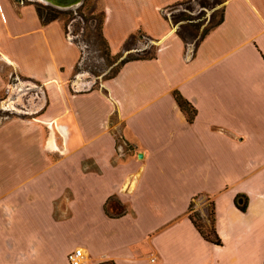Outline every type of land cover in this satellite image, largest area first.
I'll return each mask as SVG.
<instances>
[{
	"label": "crops",
	"instance_id": "0c3cea01",
	"mask_svg": "<svg viewBox=\"0 0 264 264\" xmlns=\"http://www.w3.org/2000/svg\"><path fill=\"white\" fill-rule=\"evenodd\" d=\"M34 1L0 0V98L11 74L38 91L30 118L0 107V264H68L75 250L82 264H264V0H220L193 57L177 35L190 23L162 14L187 0H98L111 56L139 52L123 51L139 34L156 52L86 89L80 48ZM109 198L124 215L104 214ZM193 199L213 204L220 246L188 219Z\"/></svg>",
	"mask_w": 264,
	"mask_h": 264
},
{
	"label": "rangeland",
	"instance_id": "374dc122",
	"mask_svg": "<svg viewBox=\"0 0 264 264\" xmlns=\"http://www.w3.org/2000/svg\"><path fill=\"white\" fill-rule=\"evenodd\" d=\"M24 1V0H23ZM84 0H82L83 3ZM36 4L44 5L43 3L39 1H34ZM81 3V4H82ZM80 4V5H81ZM80 5L78 7H74L67 10H61L63 12H72L75 13L77 9H79ZM221 3L218 2H204L202 1L201 4L198 3H191L190 7H187L186 5H172L167 7L163 10L162 14L163 16L170 22L174 27L177 28L179 23H174L173 21H176L178 18L185 16H188L192 22H194L197 26L199 25L198 31H193L189 28L185 29V31H189L190 33L194 34V36H197V32L199 34V30H203L210 24V19L212 14L217 18L218 13L221 9ZM101 12L100 8L98 6V0H86L85 5L79 10V13L84 16L85 18H96L98 13ZM75 20H70L68 16H62V20L60 21L63 29L65 28L66 34H68L70 37H73V40L75 44H77L80 48L82 47V61L78 64V72L74 73L73 81H79L82 83L84 88L86 87L90 88L97 87L99 83L107 78H109L113 72L116 70L118 63L109 65L108 61L104 60L103 57L99 56V53L95 51L94 47L92 46V43H94V32L89 33L96 25V22L89 21L88 25L89 28L87 29V32L84 30V24L82 21L75 16ZM90 29V30H89ZM200 31V33H201ZM90 34V35H89ZM89 35V37H88ZM188 36V35H187ZM187 42H190V39H186ZM191 43V42H190ZM189 50H192V46L189 45ZM132 48L138 49L139 52H134L130 55H122L124 56V59L129 57L132 59L137 58H143L150 54H155L156 52V45L153 41H149L144 37H141L132 42ZM144 51V52H143ZM8 82V95L4 92V99L0 98V107H2V102L7 99H11V106L10 108L14 110L16 117H24V118H30L31 115H33V108L38 105L37 100V93L38 91H30L28 88H34L35 85L30 84L28 81H21L17 77H15L14 74H11L8 76L7 79ZM20 85V86H19ZM95 85V86H94ZM15 86V87H14ZM16 86H19L16 88ZM2 95V96H3ZM26 110V111H25ZM116 137L118 138V145L123 147L122 142L119 140L118 135L115 133ZM115 204V203H114ZM111 204L110 209H112V214H119V212L123 211L120 210L121 207L115 208V205ZM201 205V211L197 209V207ZM203 206V209H202ZM109 209V210H110ZM194 210L198 211V213L205 217L207 214V203L203 199H201V202H197ZM204 219V218H203ZM202 224V222H201ZM203 225V224H202ZM205 225V224H204ZM203 225V226H204ZM207 228V226H204Z\"/></svg>",
	"mask_w": 264,
	"mask_h": 264
},
{
	"label": "trees",
	"instance_id": "16d2710c",
	"mask_svg": "<svg viewBox=\"0 0 264 264\" xmlns=\"http://www.w3.org/2000/svg\"><path fill=\"white\" fill-rule=\"evenodd\" d=\"M218 2V3H222L220 0H187L181 3H177L176 5H186L187 7H190L191 3H198L201 4V2ZM86 0L83 1V3L80 5L79 9L76 10L75 13L72 12H63L59 9H56L54 7H51L49 5H40V4H34V8L36 11V14L40 20V22L42 24H48L52 21H61L62 20V16H68L70 18V20H75V17L73 16L75 14V16L77 18H79L82 23L84 24V31L87 32L86 28H89L88 22L89 21H95L96 25L95 27L89 32L91 33L92 31L94 32V43H92V46L94 47L95 51L99 53L100 57H103L104 60L108 61L109 65H112L114 63H116L117 61H119V59L121 58V56H111L110 52H109V48L108 45L106 43V41L104 40V38L102 37V25L104 22V13L103 12H99L96 18H85L84 16H82L79 13V10L85 5ZM223 19V8L220 9L219 13H218V17L216 18L213 14L211 16L210 19V24L208 27H206L202 33L199 36H194V34L190 33L189 31H185V29L189 28L191 30H197L199 29V25L197 26L194 22H192V20H190L188 18V16H183L178 18L176 21H173L174 23H190L188 25V27H181L178 31H177V35L178 37L184 42L185 46L187 45H192L193 46V50L192 53L190 55V57H193L195 50L197 48V45L199 44V42L208 34L209 31H211L212 29L216 28L217 26H219L222 22ZM90 30V29H89ZM64 32L66 34L65 28H64ZM92 32V33H93ZM90 35V34H89ZM88 35V37H89ZM188 35V36H187ZM67 37L70 38V41L74 43L73 37H70L68 34H66ZM139 35L137 36H130L124 43L123 45V51H129L132 48V42L134 40H136L138 38ZM146 38V37H144ZM148 40V38H146ZM186 39H190V42H187ZM75 44V43H74ZM77 45V44H76ZM78 46V45H77ZM79 47V46H78ZM80 48V47H79ZM82 47L80 48V52H81V58L80 61H82ZM144 52V51H143ZM149 55L143 57V58H137V59H132V58H125L123 60H121L118 65L116 70L113 72V74L107 78V79H111L113 78L119 71V69L127 62H131V61H135V60H152L155 58V54H150ZM78 72V65L75 67L74 73ZM106 79V80H107ZM173 99L178 107V109L180 110V112L184 115L186 121L188 124H191L196 116V111L195 109L186 101L184 100L180 94L178 92H173L172 94ZM114 138H115V143L116 146H118V138L116 137V135L114 134ZM119 140L122 142V140L119 138ZM194 200L193 199L187 209V216L188 219L190 220V222L192 223L193 227L196 229V231L199 233V235L208 243L216 245V246H220L221 242L218 239L215 230H214V212H213V204L211 202L207 203V214L205 217H202L198 211L194 210ZM114 202L113 198H109L104 206H103V211L104 214L110 218H114V217H120L122 215L125 214V211H121L119 212V214H111L109 213V207L110 205ZM117 203V202H116ZM235 206L238 210H240L241 212H245L246 210V203H243L241 205L237 204V199L235 200ZM122 210V207L121 209ZM204 218V219H203ZM204 226H207V228H205ZM101 264H112L110 262H105V263H101Z\"/></svg>",
	"mask_w": 264,
	"mask_h": 264
},
{
	"label": "water",
	"instance_id": "95a60500",
	"mask_svg": "<svg viewBox=\"0 0 264 264\" xmlns=\"http://www.w3.org/2000/svg\"><path fill=\"white\" fill-rule=\"evenodd\" d=\"M45 5H49L59 10H67L74 7H78L82 0H39ZM138 158H141V155H138Z\"/></svg>",
	"mask_w": 264,
	"mask_h": 264
},
{
	"label": "built area",
	"instance_id": "2783aa9c",
	"mask_svg": "<svg viewBox=\"0 0 264 264\" xmlns=\"http://www.w3.org/2000/svg\"><path fill=\"white\" fill-rule=\"evenodd\" d=\"M82 259L83 253L81 250H75L73 252L68 253V255L66 256L68 264H82Z\"/></svg>",
	"mask_w": 264,
	"mask_h": 264
},
{
	"label": "bare ground",
	"instance_id": "6f19581e",
	"mask_svg": "<svg viewBox=\"0 0 264 264\" xmlns=\"http://www.w3.org/2000/svg\"><path fill=\"white\" fill-rule=\"evenodd\" d=\"M39 1V0H38Z\"/></svg>",
	"mask_w": 264,
	"mask_h": 264
}]
</instances>
